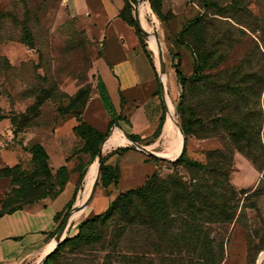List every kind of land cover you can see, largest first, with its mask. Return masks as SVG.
Here are the masks:
<instances>
[{"label":"rangeland","instance_id":"374dc122","mask_svg":"<svg viewBox=\"0 0 264 264\" xmlns=\"http://www.w3.org/2000/svg\"><path fill=\"white\" fill-rule=\"evenodd\" d=\"M132 1L134 18L137 7L141 25L149 34V37L142 35L143 42L155 60H159L156 38L160 41L169 82L172 89L175 84L178 97L180 85L173 67L177 57L172 55L179 53L183 73L194 77L197 45L194 31L188 32L186 27L199 16L205 17L203 48L215 52L218 57L217 67L204 68L200 76L232 68L242 60L257 67L264 64V38L260 32L264 27V0H215L220 8L213 9H209L204 0H152L159 16L153 10L151 0ZM61 2L0 0V210L6 212L30 199L53 196L64 184L62 193L71 181L73 172L66 164L61 165L63 162L55 156L52 161L49 156V169L44 170L33 160L31 152L35 144L45 148L44 143L51 139V131L53 134L59 124L64 127L66 146L70 149L68 157L77 156L75 202L88 193L99 175L98 172L91 182L94 156L92 151L85 150L86 141L74 128L86 122L102 133L109 130L111 118L99 97L98 73L94 66L101 51L98 41L86 31L82 19L63 14ZM140 4L151 31L143 25ZM149 43L155 45L154 53ZM206 89L203 79L188 82L184 103L188 117L197 118L196 113L205 106L206 94L203 92ZM177 105L178 98L173 103V115L175 122L182 126V113ZM116 128L120 126L113 125L109 134ZM72 134L74 142L69 138ZM121 135L125 137L122 132ZM110 137L104 146L105 161L119 146L129 147L127 141L114 134L115 139ZM107 143L109 147L106 148ZM50 146L54 147V144ZM144 147L161 151L158 154L166 156H157L159 161L153 160L158 166L155 171L162 176L176 171L185 180L189 179L183 166L174 168L170 164L178 154L176 148L172 156L161 148ZM222 148L219 137L198 139L189 135L187 138L189 158L202 163L207 162L208 151ZM139 157V153H134L130 162H125L127 156L118 154L115 157L122 172L119 184L114 188V197L106 195L100 171L92 203L94 214L106 210L119 193L145 182L151 170L146 165L136 164ZM81 174L83 178L79 184ZM230 181L235 190V197L230 199V204L235 207L233 218L228 220L226 215L218 216V225L210 232L213 245L223 244V258L219 264H264V171L256 168L243 154L235 152ZM75 210V206H71L67 216ZM88 218L72 224L66 237L76 235L78 224ZM251 230L258 235L251 234ZM91 232L95 235L87 239L76 243L68 241L48 264H215L220 256L217 247L213 254L207 248L201 257L189 252L170 253L164 242L159 249H154L143 244L136 228L127 224L119 213L105 223H97Z\"/></svg>","mask_w":264,"mask_h":264},{"label":"trees","instance_id":"16d2710c","mask_svg":"<svg viewBox=\"0 0 264 264\" xmlns=\"http://www.w3.org/2000/svg\"><path fill=\"white\" fill-rule=\"evenodd\" d=\"M204 1L209 9L220 8L215 0ZM132 5L133 1L127 0L121 17L136 28L144 50L152 56L143 42L141 31L132 12ZM151 5L159 16L152 0ZM204 21L205 17L199 16L190 21L186 27V31H194L197 45L194 77H188L183 73L180 54L172 55L177 57V61L173 64L180 85L177 109L182 113V130L186 144L179 157L170 161V164L174 168L183 166L189 179L185 180L176 171L167 176H162L158 170L153 172L141 186L119 193L105 211L80 222L78 233L72 237H66L62 243L58 244L48 255L45 264L55 258L68 241L76 243L81 239H87L90 235H95L91 230L97 223H105L116 213L121 214L127 224L136 228V233L143 238V244L151 245L154 249H159L164 242V247L170 253L189 252L201 257L203 252H207V248L213 254L217 247L220 256L218 255L215 264L222 261L223 244L213 245L214 239L210 237V232L217 227L218 216L226 215L229 220L233 218L235 212L234 205L230 204V199L235 197V190L230 181L235 152L243 154L256 168L264 171V64L257 67L252 62L242 60L232 68L200 76L204 68H216V61H218L215 52H207L203 48ZM143 25L146 27L144 23ZM260 32L264 38V27L260 29ZM150 49L154 53V49ZM197 79L204 80L207 89L203 93L206 94V98L205 106L196 113L197 118L192 119L187 115L188 110L184 109L186 86L189 81ZM97 88L101 102L111 118L110 130L113 125L122 120V116L117 114L101 77H98ZM192 112L195 113L190 110V113ZM74 130L85 139L84 148L86 151H92L93 159H95L100 145L109 135V130L107 133H102L86 122H81ZM189 135L198 139L219 137L223 142V148L208 151L206 163L190 159L187 154ZM127 136L132 141H139V137L134 134ZM129 149L131 148L118 147L113 152L122 153ZM31 152L33 160L39 167L48 170L49 155L46 149L40 144H35ZM104 157L100 171L102 186L107 189L110 185L118 183L120 168L117 165L107 164ZM151 159L159 161L160 158L151 155ZM82 178L83 174L80 175L79 184ZM63 185L53 196L30 199L7 212L1 209L0 217L22 209L26 204L36 200L57 197ZM76 194L77 192L74 193V200ZM71 206L70 204L63 220L67 217ZM61 215L63 213H59L57 219H60ZM251 234L258 235L252 230Z\"/></svg>","mask_w":264,"mask_h":264},{"label":"crops","instance_id":"0c3cea01","mask_svg":"<svg viewBox=\"0 0 264 264\" xmlns=\"http://www.w3.org/2000/svg\"><path fill=\"white\" fill-rule=\"evenodd\" d=\"M126 2L127 0H62L61 10L69 17L82 19L86 31L98 41L101 53L95 59L94 66L98 77L102 78L108 89L117 114L122 116L118 123L121 129H116L125 137L129 134L138 136L139 141L136 142L140 145H148L152 150H163L165 147L162 144L168 143L167 147L169 142H178V130L171 126L170 119L173 118L168 102L170 100L173 104L178 98V92L175 84L172 89L167 70L165 75L161 74L158 58L155 60L144 50L136 28L121 17ZM149 46L153 48L155 45L149 43ZM64 133L63 125L59 124L53 134L51 131V139L44 146L51 161L55 156L63 162L61 165L66 164L71 169L72 179L57 197L36 200L0 217V264H39L48 254L55 235L63 225L60 226L69 205L76 207L81 201L83 194L76 202L73 197L77 156L68 157L70 149L66 146ZM69 138L75 141L73 134ZM52 144L54 147L50 146ZM153 152L159 155L161 151ZM134 153L140 155L136 164L146 165L151 170L148 176L157 169L151 155L139 149L113 152L106 163L119 166L120 177L117 184L106 189V195L114 197V188L121 178L122 167L114 160L115 157L118 154L127 156V162L133 158ZM93 200L86 209L79 210L70 219L63 237H66L72 224L96 215ZM59 213L63 215L57 219Z\"/></svg>","mask_w":264,"mask_h":264},{"label":"water","instance_id":"95a60500","mask_svg":"<svg viewBox=\"0 0 264 264\" xmlns=\"http://www.w3.org/2000/svg\"><path fill=\"white\" fill-rule=\"evenodd\" d=\"M146 1H148V0H140V2H146ZM135 20H136V23H137V25H138V27H139V30L141 31V34H142L143 36L149 37V34L147 33V31H146V30L142 27V25H141L140 18H139V14H138V8H137V7H136V10H135ZM156 40H157V43H158V51H159V60H160V70H161V74H162V75H165V73H166V68H165V61H164V57H163L162 47H161V44H160L159 39L156 38ZM177 124H178L179 130H180V132H181V134H182V136H183V144H182V148H181L180 153H179V155H180V154L182 153L183 147H184L185 144H186V140H185V137H184V135H183L182 126H181L179 123H177ZM117 125H118V124H117ZM111 133H112V131L110 132V134H111ZM110 134H109V136H110ZM109 136H108V137L102 142V144L100 145V150H99L97 156L95 157V159H94V161H93V165L97 164V166H98V168H99V175H98V178H97V181H96L95 185L93 186V188H92V190H91V192H90L89 199H88L87 202L84 204L85 207H87V206L90 204V202L93 200V198H94V196H95V193H96V190H97V186H98V182H99V177H100V166H101V163H102L103 157H104V155H105V148H104V146H105V143H106V141L108 140ZM126 138H127V144H128L129 147L134 148V149H139V150H141V151H143V152H145V153H147V154H149V155H155V156H158V157H162V156H159V155L155 154L153 151H150L149 149L145 148L144 146L138 144L137 142L130 140V139L128 138V136H126ZM179 155H178L175 159H177V158L179 157ZM163 158H164V157H163ZM165 158H166V157H165ZM175 159H174V160H175ZM174 160H172V161H174ZM76 208H77V206L75 207V209H76ZM73 209H74V208H72V210H73ZM70 215H71V214H70ZM70 215L67 216V217L65 218V220H64V222H63V225L61 226L60 230L58 231V233H57V234L55 235V237H54V240L57 242L55 248L57 247L58 244L62 243V241L65 240V237H63V233H64V230H65V228H66V225H67V223H68V221H69ZM50 253H51V252H49V253L43 258V260H42L39 264H42L44 261H46L48 255H49Z\"/></svg>","mask_w":264,"mask_h":264},{"label":"bare ground","instance_id":"6f19581e","mask_svg":"<svg viewBox=\"0 0 264 264\" xmlns=\"http://www.w3.org/2000/svg\"><path fill=\"white\" fill-rule=\"evenodd\" d=\"M148 5V4H147ZM139 7H140V14H141V19H142V21L144 22V24L145 23H147L145 20V16H144V11L142 10L143 8H142V4H140L139 5ZM148 7H149V5H148ZM145 8H146V6H145ZM146 25V27L151 31L152 29H150V27L148 26V23L147 24H145ZM157 50H158V47H157ZM158 54H159V51H158ZM165 78V77H164ZM169 102V109H170V115L172 116V118L173 119H170V122H171V126L173 127V128H175V129H177L178 130V142H177V140L176 141H174V142H169V145L167 146V147H165L164 148V150H163V152L164 153H169V155H174L175 154V148H176V150H178V154H177V156L179 155V153H180V150H181V148H182V144H183V138H182V134H181V132H180V130H179V127H178V124L175 122V120H174V115H173V112H175V109L173 110V104H172V102L169 100L168 101ZM112 134L113 133H111L110 134V139L112 138ZM114 137H116V138H118V139H122V141H127V138H125V137H123L122 135H121V132H120V130L119 129H117L116 131H115V133H114ZM107 147H109V143H107L106 144V148ZM105 148V147H104ZM161 155V154H160ZM176 156V157H177ZM162 157H166L165 155H162ZM99 172V168H98V166H97V164H95V166L93 167V169H92V171H91V182L93 181V178L95 177V175L97 174ZM96 181H97V178H95V181H94V183L92 184V186L90 187V190L88 191V193L87 194H85L84 192L85 191H83V196H82V198H81V201L77 204V208H76V210L75 211H73L72 213H71V215H70V218H69V221H70V219L79 211V210H82V209H84V208H86L85 206H84V204L87 202V200L89 199V196H90V192H91V190H92V188H93V186L95 185V183H96ZM86 190V189H85ZM69 221H68V223H69ZM56 244H57V242L55 241V240H53V242H52V246H51V248L49 249V251L47 252V253H49V252H52L54 249H55V246H56Z\"/></svg>","mask_w":264,"mask_h":264}]
</instances>
